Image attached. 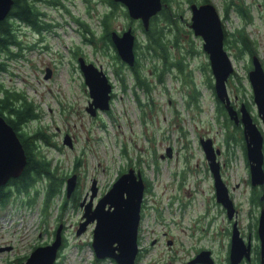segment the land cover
Returning a JSON list of instances; mask_svg holds the SVG:
<instances>
[{"label": "rangeland", "instance_id": "374dc122", "mask_svg": "<svg viewBox=\"0 0 264 264\" xmlns=\"http://www.w3.org/2000/svg\"><path fill=\"white\" fill-rule=\"evenodd\" d=\"M169 1L176 5L182 16L179 25L185 31L181 37L183 48L192 43L194 49L186 58L185 70H192L200 92L198 105L192 101L187 104L195 92L178 76L177 69L168 72L163 82H157L148 60L143 62L142 70L149 76L153 88L149 94L135 88L140 101L136 99L131 89L130 69L111 56L108 48L103 52L101 41L93 48L85 40V36L97 38L100 32V18L109 10L102 0H59L58 7L40 2L41 10L47 12L43 21L45 29L40 33L16 23L19 45L12 50L17 54L7 58L4 53L0 54L7 61V69L0 72V80L7 87L22 91L36 105L38 118L29 121L24 128L31 132L40 129L46 134L49 143L38 140L40 152L56 167V173L64 176V181L61 192L46 206V179L43 178L28 192L16 193L5 205H0V243L12 245L0 250V264H14L15 256L30 251L34 243L48 239L60 223L66 240L65 260L74 264L87 261H83L80 254L88 251L78 246L84 235L75 233L78 208L70 199L62 206L65 178L75 171L82 179L88 180L93 175L106 185L118 176L119 170H126L129 165L140 168L149 178L159 204L163 205L162 201L167 202L170 194H175L178 197L174 200L176 208L179 196L189 195L190 205L183 211L165 212V216L173 220L168 229L184 244L212 245L218 260L224 262L227 238L221 234L230 220L213 196L211 173L198 142L199 135L210 136L214 146L220 148L218 159L222 178L236 207L237 221L245 232L248 231L247 223L254 213L249 168L240 141L242 127L237 125L236 128L232 120L217 115L215 92L207 83H213L208 56L202 49V38L194 35L189 26L190 3ZM210 1L219 13L226 39L230 33L240 30L249 41L252 55L257 56L264 68V1ZM117 5L109 22L110 30H120L128 22L124 6ZM238 7L245 15L239 13ZM160 23L166 27L163 21ZM136 33L138 42H142L144 34L140 30ZM225 49L233 66L227 80L231 102L237 108L241 103L246 105L263 135L264 151V122L257 113L247 74L252 66L251 55L246 51L239 52L236 45L226 40ZM79 50L87 58L101 63L113 84L110 107L100 111L97 118H92L84 109L89 95L75 68L74 55ZM46 67L54 71L52 77H44ZM201 67L206 69L203 71ZM115 69L125 75L126 91L121 89ZM66 131L73 135L72 147L62 141ZM226 134L230 137L228 144ZM167 146L171 147L169 156L165 154ZM161 153L164 155L160 156ZM179 176H186L182 189L177 186ZM36 189H39L37 193ZM32 199L31 204L26 202ZM151 226L148 224L147 227Z\"/></svg>", "mask_w": 264, "mask_h": 264}, {"label": "water", "instance_id": "95a60500", "mask_svg": "<svg viewBox=\"0 0 264 264\" xmlns=\"http://www.w3.org/2000/svg\"><path fill=\"white\" fill-rule=\"evenodd\" d=\"M122 3L127 14L133 19H141L144 28H148L150 18L162 9V0H113ZM13 0H0V20L9 12ZM191 11L189 26L194 35L202 38V49L207 53L210 70L213 76V88L216 97L224 104L228 117L235 123L241 124L242 134L245 142V155L248 162L250 181L253 185L264 181V151L263 135L257 127L253 117L244 103L236 109L231 102L227 89V80L233 71V66L229 54L224 47V27L219 13L211 1L190 2ZM111 39L117 49V53L122 61L127 65H133L135 61L134 43L135 34L132 28L128 27L120 34L116 30H111ZM83 70L84 81L86 83L90 100L87 111L94 116L98 111L107 110L110 107L112 84L107 73L102 66H97L93 62H86L83 57L78 58ZM252 66L248 70V80L252 88L253 101L257 107V113L264 122V68L256 55L251 57ZM50 75V69L46 68L45 78ZM63 143L71 145L70 136L65 134ZM200 145L207 160L209 170L213 176L215 187V199L225 208L226 217L233 220L230 242L231 264H237L242 256L248 255L249 244H245L239 235L236 218V207L230 196L229 188L221 175V164L218 159L220 148L215 147L211 137H201ZM170 147L166 153L169 155ZM26 163V155L22 143L13 127L0 114V185L7 182L10 177H17L23 170ZM76 183V176L72 174L66 178L65 191L70 195ZM95 183V182H93ZM93 186V185H92ZM143 182L140 171H135L133 167H128L112 183L106 196L109 198L119 197L123 191L127 192V203L130 208L127 218L119 219H99L94 229L92 244L96 253L100 256L114 254L120 264H131L137 249V225L139 219V202L142 196ZM122 214V211L115 210L113 214ZM83 227V226H82ZM60 223L55 230L54 240L47 245L37 246L32 251L28 259L22 264H52L57 248L61 242ZM82 228L78 227L76 233L79 234ZM259 236L264 246V213L260 216ZM117 245H113L114 242ZM3 249V248H0ZM8 249V247H6ZM209 250H204L201 254L209 256ZM40 254H46L48 258L41 259Z\"/></svg>", "mask_w": 264, "mask_h": 264}, {"label": "trees", "instance_id": "16d2710c", "mask_svg": "<svg viewBox=\"0 0 264 264\" xmlns=\"http://www.w3.org/2000/svg\"><path fill=\"white\" fill-rule=\"evenodd\" d=\"M42 1L46 2L48 5H56L59 3V0H13L8 14L0 20V54L4 53L6 58L13 57L17 54L16 51L12 50V47H17L19 45L16 32V23L19 20L29 23L32 27L38 30L43 27L42 14H45V12L44 10H41L40 7V2ZM84 1L86 2L87 0ZM102 1L109 4L113 9H109L102 14L100 18L101 29L97 38L92 33L95 38L85 36V40L91 44V47L93 48L97 47V41H101L103 44V52H106L109 49L111 56L118 59L120 64L126 65L130 69V76H132L133 79L131 89L136 99H140L138 89L149 94L153 88V83L150 78H148L149 76L142 70L143 62L148 60L149 65L151 66L150 69L157 82H163L164 77L168 72L177 69L178 76L181 77L182 81L189 83L192 92H195V94L193 93L190 95L192 98L187 101V104L190 103L189 101H192V103L198 105V94L200 92L198 88H196V83L192 76V70H185V66L188 65L186 58L194 52V49L192 43L187 47L184 46V48L182 46L183 42L181 41V37L182 35L184 36L185 31L182 29V26L179 25L182 16L177 12L176 5L172 4L169 0L168 2L164 0L167 2V5L160 10L159 14L152 16L149 28L144 32V40L142 42H138V40L135 42V61L133 65H127L120 59L115 51V53H112L111 51L113 43L110 38L111 30L109 28V22L114 16L113 10L117 7V2H114L113 0ZM186 1L190 3L194 0ZM203 1L210 0H201L200 2ZM237 9L240 14H244L242 9L239 7ZM124 15L126 16L127 14ZM161 21L164 22V25L166 24V27L160 23ZM226 38V30L224 28V47L226 40L228 43L236 45L239 52L246 51L252 57L253 51L250 49L249 41L243 33L241 34L240 30L230 33L228 40ZM180 49H183L181 50L182 52ZM176 53H178V55H176ZM201 68L203 71L204 68L206 69V67ZM6 69L7 61L0 56V72L5 71ZM115 71L121 89L126 91L128 83L125 75L118 71V69H115ZM207 83L209 87L213 88L212 82ZM135 88H138L137 91ZM215 101L217 115L222 114L224 120H230L224 104L216 97V95ZM0 114L16 131L26 155V163L22 172L17 177H10L8 179L9 182L13 184V189L5 188L3 186L4 184L0 185V205H5L10 197L16 193L28 192V189L34 186L37 180L43 178L46 179L44 191V206H46L54 195L61 192L64 176L57 174L56 167H54L51 164V161L40 152L38 140H43L49 143L46 134L40 129L31 132L24 128L29 121L38 118L39 112L37 111V107L22 91L11 89L0 80ZM234 126L237 128L236 124H234ZM183 135H185V132H183ZM229 138V135L226 134L225 141L227 144L230 142ZM237 141L239 142V140ZM240 141L244 157L246 158L244 137L241 130ZM245 160L248 165L247 159ZM119 172L121 173V171ZM38 191L39 189H36L35 193ZM250 196L253 203H256L258 194L254 188ZM65 200L66 199L64 198L62 206H64ZM32 202L33 199L28 201L29 204Z\"/></svg>", "mask_w": 264, "mask_h": 264}, {"label": "flooded vegetation", "instance_id": "af4514ba", "mask_svg": "<svg viewBox=\"0 0 264 264\" xmlns=\"http://www.w3.org/2000/svg\"><path fill=\"white\" fill-rule=\"evenodd\" d=\"M162 2H163V6H162L163 8L164 6L167 5L166 4L167 2H165L164 0H162ZM118 3L120 2H117V4ZM60 4L61 3L59 2L54 6L58 7ZM108 6H109V9H113L109 4ZM125 12L127 14L126 8H125ZM159 12L160 11H158L156 14H159ZM46 14L47 12H45V14H42V18H43L42 23L44 21ZM126 16L128 17L127 24L124 27H122L120 30H116V31L120 34L122 31L126 30L128 27H131L132 32L135 34V42H136L137 37H138V33H136V31L140 30L144 34V32L149 28V26L148 28H144V26L142 25L141 19L139 18L133 19L128 14ZM151 19L152 17L150 18L149 25L151 23ZM18 23L20 25L25 24L27 28H30L32 31L36 33H40L41 31L45 29V25H43V27H41V29L38 30L32 27L29 23L25 21L19 20ZM79 23L80 21H78V24ZM111 51L112 53L114 51L117 53V49L114 43H113V46L111 47ZM78 52L79 53L77 55H74V58L76 59L75 68L77 70V73L79 74L81 83L84 87L86 83L84 81L83 70L80 67L78 58L83 57L86 62H93L97 66L103 67V65L101 63H96L95 61L87 58L86 55L82 52V50H79ZM46 68H49V67H46ZM49 69H50L49 77H52L54 74V71H52L51 68ZM89 100H90V97L86 99L87 104L84 105V109L86 111H87L86 108H87ZM234 107L238 109L235 105ZM99 112L100 111L97 110L96 115L94 116L90 115V116L92 118H97L99 117ZM236 125H241V124L238 123ZM65 134H68L70 136L71 145H68V146L72 147L73 140H74L73 135L68 133L67 131L65 132ZM201 137H210V136L199 135L198 141ZM165 149L167 150V147ZM169 152H171V150H169ZM160 156H162V153L160 154ZM130 166L131 165H129L128 167ZM128 167H126V170ZM138 170H140V168L135 169V171H138ZM120 171L122 173L125 170L121 169ZM121 173H118V176ZM72 174H75L76 176L75 187L71 191L70 195H67L65 191V199L72 200L73 204L76 205L78 208L79 216L76 221L77 227L75 229V233H76L77 228L81 227L82 228L81 232L79 234L77 233L76 234L78 236L84 235V238L81 240L78 246L80 247V249L83 248L84 250L88 251V252H85V254H82V253L80 254V257L83 261L86 259L88 260L84 262L82 261L83 263L79 261L78 264H120L116 256L119 253L118 249L114 250V254L100 256L96 253L94 246L92 244V241L94 238V229L99 219L105 220V219L119 218V219L124 220L125 218L129 217L127 212L125 213V211L129 210L128 208H130L128 204H126L128 200L127 192L123 191L120 198L119 197L109 198L106 196V193L108 192L112 183L115 181V179L118 176L113 178V180H111L110 183L106 185H102L100 181L97 179V177L93 175H91L90 178L86 180V179L80 178L81 175L78 174V172L72 171L71 174H69V176ZM142 174H141V177H142V182H143V190H142V196L139 202V219H138V225H137V238H136L137 249H136V253L134 255V258L131 264H209V262L205 261L206 259L208 260L210 259L209 256L206 254H201V252L204 250L210 251L209 255L212 258L211 264H231L230 242H231V232H232V227H233V220H230L227 222L228 225L226 227V230L224 229L223 233L221 234L222 237L225 238L226 236L227 238L226 256H224V262H221L218 260L219 258L215 252L216 249L212 245H195L194 243L184 244V242L181 241V238L174 236L168 229V225L173 220L167 215L165 216V212L173 213V211H178V212L183 211V209H185L186 207L190 205L191 200L189 198V195L181 196L180 194H178L180 195L179 205L176 208L174 206V200L176 198L178 199V197L175 194H170L167 202L162 201L163 205L159 204L157 202L158 201L157 198H155L154 196L155 193H154V189L152 188L151 181L149 180L147 176H145L144 174L142 175ZM66 178H65V181H66ZM185 178L186 176L178 177L177 186L179 189L183 188V182ZM210 181H211V186L213 190V196L215 198V187H214V181H213L212 174L210 176ZM249 181H250V176H249ZM12 185L13 184L9 182V180H7V182L3 186L5 188L13 189ZM253 188L258 194V199L256 203L255 204L252 203L253 206H251L252 212L254 214L251 213L250 221L247 223L248 231L245 232L241 228V225L239 224V222L237 221L239 235L242 237L245 244H249L248 255L244 254L241 260L237 264H264V246L262 245L261 237L259 236L260 216L262 215V213H264V181L263 183L256 184V185H253L250 181V193L253 190ZM188 194H189V191H188ZM28 201L29 200H27L26 202ZM219 208L222 210L225 216V208L220 203H219ZM115 210L122 211V214L118 215L116 213V215H114L113 211ZM148 224L152 225L151 228L147 227ZM56 227L54 228L52 234L50 235L48 239L34 243L31 246L30 251L21 253L15 256L13 258L14 264H22L23 262H25L30 256L31 251L35 247L50 244L55 238ZM223 244H225V242H223ZM113 245H117V242L115 241ZM65 246H66V240H65V236L63 235L62 228H61V242L57 248L52 264H74V263H71L70 261L65 260V256H67V254L63 252V249L65 248ZM6 247L9 248V247H12V245L10 244L6 245L5 243H2V244L0 243V248L6 249ZM3 249H0V250H3ZM225 257H226V262H225ZM40 258L45 259V258H48V256L46 254H40ZM42 264H44V262H42Z\"/></svg>", "mask_w": 264, "mask_h": 264}]
</instances>
